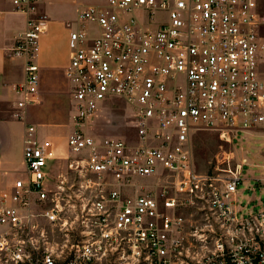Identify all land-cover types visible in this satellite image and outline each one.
<instances>
[{"label":"built area","instance_id":"1","mask_svg":"<svg viewBox=\"0 0 264 264\" xmlns=\"http://www.w3.org/2000/svg\"><path fill=\"white\" fill-rule=\"evenodd\" d=\"M13 3L27 16L10 48L25 60L24 109L39 102L48 16ZM78 22L74 128L62 150L25 125L24 169L0 171V264H264V199L241 200L245 163L223 151L202 172L193 150L200 131L234 144L264 130L259 0H108ZM115 99L131 105L136 143L87 129Z\"/></svg>","mask_w":264,"mask_h":264},{"label":"crops","instance_id":"2","mask_svg":"<svg viewBox=\"0 0 264 264\" xmlns=\"http://www.w3.org/2000/svg\"><path fill=\"white\" fill-rule=\"evenodd\" d=\"M107 1L100 4H106ZM38 2L39 9L48 16V27L41 36L40 51L36 57V62L40 66L41 78L39 102L28 105L24 109H19L17 106L19 96L16 92L17 86L25 79V60L12 55L10 48L13 46L16 36L26 29L27 16L16 10L13 0H10V4L12 3L13 6L2 8L0 5V100L5 97L17 98L15 105L19 110L14 114V119L4 120L0 118V171L5 180L14 179L18 176V170L24 169L25 125L34 124L37 126L41 137L49 136L54 139L52 131L49 130L44 133L40 127L57 123L66 116L67 105L69 103L72 105L74 102L73 91L70 87L72 83L66 74L71 59L70 37L72 30L80 28H75L74 23L76 20L78 21L80 12L87 6L82 9L79 8L76 15H71V8H63L56 3V0H38ZM263 3L264 0H259L260 8L264 13ZM75 113L76 111L71 109L70 117L73 124ZM13 141H15L14 154L9 149ZM253 148H255L253 154L262 158L263 161L251 160L246 154L244 155L247 157L242 158V147L241 149L236 148L237 155H240L241 161L245 163L244 166L252 163L255 171L252 176H249L248 182L242 186L244 176L239 191L241 200H249L252 204L258 205L264 199V155L261 153L264 144L253 146ZM18 152L22 157L21 167H13V156H18ZM9 175H13L12 179H8Z\"/></svg>","mask_w":264,"mask_h":264},{"label":"rangeland","instance_id":"3","mask_svg":"<svg viewBox=\"0 0 264 264\" xmlns=\"http://www.w3.org/2000/svg\"><path fill=\"white\" fill-rule=\"evenodd\" d=\"M107 0H56V3L61 5L63 8H71V15H76L77 11L90 4H100ZM1 7L7 8L10 4V0H1ZM264 8V3L262 4ZM165 17V16H163ZM81 24L76 20L74 27L78 28ZM72 91V84H71ZM17 93V92H16ZM17 98L5 97L0 100V118L14 119V114L19 110L15 105ZM71 109L75 110V99L72 105H67L66 116L62 117L57 123H51L40 127L42 132L52 131L54 139L62 150L66 149V138L68 134L73 130V121L71 120ZM132 111L131 105L122 99H115L109 104L105 105L93 118L90 120L87 129L92 132L97 138H107L108 136H119L128 138L131 143L137 142L136 129L134 128L132 119L129 117V113ZM19 128V127H18ZM15 134V132H13ZM13 134V135H14ZM240 138L245 136L246 138L242 141L236 140L234 144H230L222 140L217 132L214 131H200L196 134L194 141V156L198 170L211 171L214 164L216 163L217 156L223 151L230 152L235 156V161H241V156L237 155L236 148L241 149L242 158L249 157L254 161H263L262 158L256 157L253 154L255 148L253 146H262L264 144V130L253 129L248 132H241ZM15 141H13L9 147L10 150L15 153ZM1 145V143H0ZM252 146V147H251ZM264 155V148L261 151ZM246 154V155H244ZM18 156H13V167L20 166L22 162L21 154L18 152ZM23 166V163H22ZM254 167L252 163L244 166V186L249 176L254 174ZM13 175H9L8 179H12ZM147 182V181H145Z\"/></svg>","mask_w":264,"mask_h":264}]
</instances>
